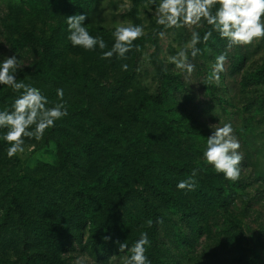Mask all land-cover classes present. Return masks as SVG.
Wrapping results in <instances>:
<instances>
[{
  "label": "rangeland",
  "instance_id": "rangeland-1",
  "mask_svg": "<svg viewBox=\"0 0 264 264\" xmlns=\"http://www.w3.org/2000/svg\"><path fill=\"white\" fill-rule=\"evenodd\" d=\"M154 11L150 0H0V63L17 55L23 63L17 80L39 88L48 107L63 89L68 111L41 140L25 138V151L12 158L2 139L7 129L0 128V264H124L130 252L121 253L119 243L130 248L142 232L151 264H264V38L229 49L213 32L207 45H198L202 55L191 60L195 71L186 80L167 57L191 31L169 29L159 38ZM78 14L106 49L72 46L66 20ZM129 23L144 26L134 41L140 50L101 59L114 44L115 27ZM205 23L195 29L201 37ZM224 52L219 86L206 84ZM162 92L165 102L152 109ZM19 95L0 85V111L11 110ZM225 123L241 145L237 181L203 158L209 126ZM146 153L200 169L193 191L159 181L176 206L147 191L163 214L158 228L144 220L138 197L143 184L134 170L149 164ZM211 185L224 188L225 202L197 190ZM15 198L25 219L13 211Z\"/></svg>",
  "mask_w": 264,
  "mask_h": 264
},
{
  "label": "clouds",
  "instance_id": "clouds-1",
  "mask_svg": "<svg viewBox=\"0 0 264 264\" xmlns=\"http://www.w3.org/2000/svg\"><path fill=\"white\" fill-rule=\"evenodd\" d=\"M155 6L153 18L155 23L162 26L163 30L155 33L163 39L169 29L188 28L191 31L190 40L179 47L175 55L167 57V63L173 64L176 69L185 75V79L191 77L195 71V65L191 62L202 50L197 45H207L213 32L219 34L222 39H227V47L234 45H251L254 41L264 38V0H150ZM219 5L213 12V8ZM152 11V8H149ZM86 15L78 14L68 16L66 23L69 31L68 39L73 47H82L85 50H104L107 48L105 40L101 36L90 35L85 27ZM202 21L210 26L201 39L196 28L202 26ZM114 44L108 51H103L101 59H110L115 54L120 59H126V54L134 47L140 50L134 41L145 35L143 25H117L114 32ZM191 58V59H190ZM227 52L221 53L211 65V71L207 76L206 84H220V74L225 71ZM23 67V63L17 55L5 57L0 63V85L9 86L20 95L14 100L11 110L0 111V128L7 129L2 139L9 144L7 156L12 158L25 151V138L41 140L44 133L50 127L55 126V121L68 115L66 101H64L63 89H57L58 101L52 107H48L50 101L37 87L18 81L16 72ZM122 69L128 70V65L123 64ZM165 72L167 68L163 69ZM214 131L206 139V149L203 158L211 165L216 173L223 174L230 181H237L241 175L242 154L238 151L241 147L238 138L233 134L234 129L230 123L223 126L210 125ZM200 169L194 168L191 176L177 184L178 189L195 190L197 176ZM151 226V221L148 222ZM158 223H163L159 220ZM110 237L105 236L104 240ZM119 243V242H118ZM150 245L147 232H142L140 238L129 248L127 241L119 243L121 253L130 252L124 264H151L145 255L146 246ZM114 258V257H113Z\"/></svg>",
  "mask_w": 264,
  "mask_h": 264
},
{
  "label": "trees",
  "instance_id": "trees-1",
  "mask_svg": "<svg viewBox=\"0 0 264 264\" xmlns=\"http://www.w3.org/2000/svg\"><path fill=\"white\" fill-rule=\"evenodd\" d=\"M83 9L82 6H80ZM206 31L209 30L210 26L205 23ZM205 31V32H206ZM203 38V35L201 39ZM138 45V43H136ZM198 46V45H197ZM201 48V47H199ZM44 55L47 59L51 60V56L53 54L52 47L45 43L43 44ZM136 49H132L130 52H135ZM242 67V62L239 63L237 69L239 70ZM260 76H264V66L262 70L259 72ZM165 102V93H158L150 102V106L152 109H157L162 107L163 103ZM147 159L149 164L144 166L142 169L137 170L135 169L134 172L137 173L140 182L143 184V189L139 192L138 197L139 200L142 202V216L145 221H151L155 228H158L162 223H158L159 220H163V214L159 211L157 205L152 201V199L147 194V191H150L155 196L160 198L161 200L170 203L173 206H176L177 199L168 190L163 189L159 185L160 180H169L170 184L177 185L180 181L186 180L191 176L192 171L189 169L188 166L184 162H163L160 159L152 156L150 153H146ZM196 189V187H195ZM187 191V189H184ZM199 192H202L204 195H209L211 197H220L221 201H226V194L225 190L222 186H205L202 188L199 186L197 188ZM207 193V194H206ZM219 199V198H218ZM191 201L190 198H188ZM193 204V202L191 201ZM13 211L19 213L20 218H26V212L21 205V203L15 198Z\"/></svg>",
  "mask_w": 264,
  "mask_h": 264
}]
</instances>
